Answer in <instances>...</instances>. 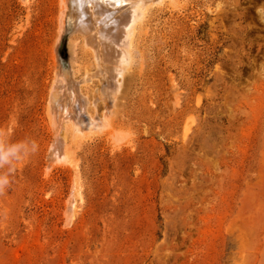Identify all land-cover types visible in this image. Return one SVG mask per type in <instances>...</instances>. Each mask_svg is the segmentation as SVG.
<instances>
[{"label":"rangeland","instance_id":"obj_1","mask_svg":"<svg viewBox=\"0 0 264 264\" xmlns=\"http://www.w3.org/2000/svg\"><path fill=\"white\" fill-rule=\"evenodd\" d=\"M60 4L0 0V133L35 145L0 194V264H264V0L153 5L112 124L76 140L53 83L96 62Z\"/></svg>","mask_w":264,"mask_h":264},{"label":"bare ground","instance_id":"obj_2","mask_svg":"<svg viewBox=\"0 0 264 264\" xmlns=\"http://www.w3.org/2000/svg\"><path fill=\"white\" fill-rule=\"evenodd\" d=\"M23 1L28 2L29 0ZM165 1L60 0V28L64 30L66 19L71 15L74 20V32L82 37L86 50L93 55L96 70L94 73L87 72L88 77L77 81L70 68L58 66L60 68H58L49 99V114L56 128L68 129L71 132L70 138L76 140L93 133L92 131L94 134L101 131L102 126L98 131L95 129L99 128L104 120L108 124L104 128L109 126V123L112 124L111 115L115 101L124 84V78L133 64L136 38L145 28L152 6H160ZM171 2L173 4V0ZM93 78H98L101 86L95 90L94 100H91L84 92L83 84L92 81ZM99 102L104 103L102 114L93 109H97ZM59 131L52 148L55 159L63 161L67 159L69 152V136H63ZM76 188L77 186L74 187L75 191ZM76 196H71L66 204L68 208L66 217L69 219L76 216L74 211L77 205Z\"/></svg>","mask_w":264,"mask_h":264},{"label":"clouds","instance_id":"obj_3","mask_svg":"<svg viewBox=\"0 0 264 264\" xmlns=\"http://www.w3.org/2000/svg\"><path fill=\"white\" fill-rule=\"evenodd\" d=\"M35 150V145L29 140L8 143L3 133H0V194L9 186L10 177L14 172V165L27 158Z\"/></svg>","mask_w":264,"mask_h":264}]
</instances>
